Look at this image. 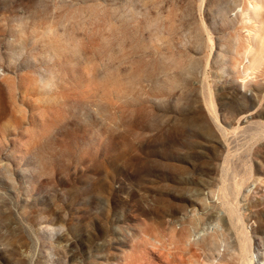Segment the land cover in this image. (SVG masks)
<instances>
[{"label":"rangeland","instance_id":"1","mask_svg":"<svg viewBox=\"0 0 264 264\" xmlns=\"http://www.w3.org/2000/svg\"><path fill=\"white\" fill-rule=\"evenodd\" d=\"M248 3L0 0V264H264Z\"/></svg>","mask_w":264,"mask_h":264},{"label":"bare ground","instance_id":"2","mask_svg":"<svg viewBox=\"0 0 264 264\" xmlns=\"http://www.w3.org/2000/svg\"><path fill=\"white\" fill-rule=\"evenodd\" d=\"M241 12H242L243 20L245 21L246 25L249 26V28L245 29V31L249 36L248 54L251 60L250 63L251 65L249 67L242 66L240 72L244 74L245 77H248L251 75L250 73L252 71L259 68L260 65L264 62V0H249L247 7L243 9ZM260 137H264V135H260ZM227 169L228 166H226L225 172L227 171ZM232 214L233 212L231 211L230 212L231 218L229 217L230 218L229 220H230V224L234 226L233 224L235 222H234V218H232ZM237 242L239 243L240 246L241 261L242 264H244L246 260L244 257L245 248L243 247L242 238L239 232H237ZM215 264H217V262Z\"/></svg>","mask_w":264,"mask_h":264}]
</instances>
